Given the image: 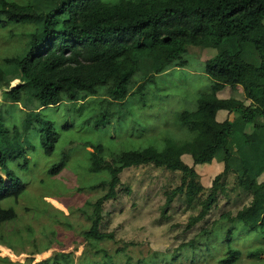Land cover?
Instances as JSON below:
<instances>
[{
  "label": "trees",
  "instance_id": "trees-1",
  "mask_svg": "<svg viewBox=\"0 0 264 264\" xmlns=\"http://www.w3.org/2000/svg\"><path fill=\"white\" fill-rule=\"evenodd\" d=\"M26 21L35 22L36 29L28 35L24 53L5 59L15 63L19 74L9 77L0 66V87L5 101L21 103L26 111L21 127H13V140L20 145L36 122L47 154L55 149L57 129L41 116V108L81 102L82 110L99 104L96 128L126 120L133 114L131 100L148 102L147 84L187 66L197 57L191 46L201 50L211 88L198 94L195 110L176 114L172 123L177 132L165 138L162 148L128 149L105 159L102 144L92 147L91 169L107 171L109 177L90 186L104 188L105 194L88 203L93 220L84 236L103 254L95 264H115L109 251L98 247L114 238L101 228L104 203L118 196L125 169L153 165L181 174V184L167 193V206L180 196L198 212L188 226L204 224L175 252H154L138 264H238L245 254L235 245L240 233H264V0H0V26ZM234 41L237 51L231 49ZM248 46L257 51L260 64L246 59ZM16 79L19 84L11 86ZM94 93L99 94L95 100L89 96ZM6 158L0 149V226L16 218L14 208H4L1 201L17 194L22 183ZM65 159L51 166L49 174L60 173ZM206 165L218 171L207 187L198 173ZM230 175L236 178L237 189H232L248 195L249 202L205 220L217 206L218 192L229 194ZM246 255L264 264V246ZM72 257L59 253L39 264H76Z\"/></svg>",
  "mask_w": 264,
  "mask_h": 264
},
{
  "label": "rangeland",
  "instance_id": "rangeland-1",
  "mask_svg": "<svg viewBox=\"0 0 264 264\" xmlns=\"http://www.w3.org/2000/svg\"><path fill=\"white\" fill-rule=\"evenodd\" d=\"M35 29L33 21L0 26V66L9 77L19 72L15 63H5V59L22 55L28 35ZM190 48L191 55L197 57L193 56L185 67L157 75L145 87L148 102L140 104L131 100L133 114H128L126 120H113V124L96 128L93 124L102 109L99 104L85 106L82 110L78 108L81 102L41 108V116L51 120L57 129L55 149L51 154L45 151L36 122L20 145L13 140V127H21L26 111L21 103L5 101L0 87V149L7 157L8 168L22 181L21 186H17L21 187L17 194L13 192L1 201L4 208H14L17 216L0 226V264H39L52 260L59 253L71 254L76 264L101 260L102 252L92 248L84 236L93 220V207L88 203L105 194L104 188L91 189L90 186L109 177L107 171L91 169L92 147L102 144L100 156L105 159L128 149L150 145L163 147L165 138L177 132L172 123L176 114L195 110L198 94L211 88V79L199 58L203 55L201 50H194L195 46ZM231 49L237 51L238 44L232 43ZM245 56L253 64L261 62L252 46L246 47ZM19 82L16 79L11 86ZM232 92L239 96L238 91ZM89 96L95 100L99 94ZM68 122L70 127L66 128ZM64 155L63 170L49 174L48 169ZM26 160L28 167H24ZM198 173L207 187L212 186L218 171L206 165ZM121 179L118 196L104 203L102 213L101 228L113 233L114 238L98 242V247L106 248L113 256L115 264H138L154 252L173 253L200 232L204 221L188 226L190 217L198 212L188 208L182 197L176 196L167 206V193L181 184L179 172L141 165L125 169ZM235 182L232 175L227 178L229 194L218 192L217 206L205 220L213 221L227 210L236 212L249 202L248 195L232 189H237ZM235 245L245 252L238 264H255L246 252L264 246V233L242 232Z\"/></svg>",
  "mask_w": 264,
  "mask_h": 264
},
{
  "label": "clouds",
  "instance_id": "clouds-1",
  "mask_svg": "<svg viewBox=\"0 0 264 264\" xmlns=\"http://www.w3.org/2000/svg\"><path fill=\"white\" fill-rule=\"evenodd\" d=\"M15 210V209H14Z\"/></svg>",
  "mask_w": 264,
  "mask_h": 264
}]
</instances>
